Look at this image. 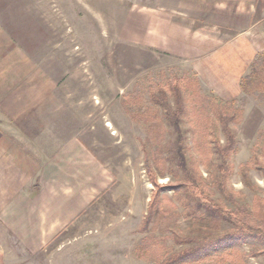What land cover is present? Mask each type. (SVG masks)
Here are the masks:
<instances>
[{"label":"rangeland","instance_id":"rangeland-1","mask_svg":"<svg viewBox=\"0 0 264 264\" xmlns=\"http://www.w3.org/2000/svg\"><path fill=\"white\" fill-rule=\"evenodd\" d=\"M0 14L12 15L5 28L35 48L25 55L51 84L52 144L83 148L67 161L69 174L76 163V179L53 181L52 193H76L86 204L66 226L41 232L40 244L3 245L0 264H264V100L241 88L224 100L205 81L212 47L234 43L264 15V0H0ZM175 28L189 37L173 40ZM188 40L210 47L188 51ZM255 83L264 99V69ZM35 91L43 94V86ZM233 100L240 105H226ZM178 102L188 177L177 167V134L166 118ZM231 116L239 132L228 123L234 145L225 161L217 150L227 143L222 119ZM151 177L164 188L156 209L149 207ZM190 179L204 204L241 207L248 217L256 212L255 223L244 217L261 239L241 238L169 263L192 245L180 239L209 240L228 228L196 230L185 193Z\"/></svg>","mask_w":264,"mask_h":264},{"label":"crops","instance_id":"crops-1","mask_svg":"<svg viewBox=\"0 0 264 264\" xmlns=\"http://www.w3.org/2000/svg\"><path fill=\"white\" fill-rule=\"evenodd\" d=\"M11 16L0 14V259L4 258L3 245L40 244L45 230L66 226L86 205L76 193L67 197L59 188L52 193L53 181L59 185L76 179V163L69 174L67 161L83 153V148L75 141L56 147L52 144L47 133L53 131L49 129L53 114L46 111L52 87L37 74L35 60L25 55L35 48H25L19 33L5 28V22H14ZM170 34L179 41L188 36L176 28ZM241 35L244 38L238 39ZM190 42L183 43L188 51L210 47L206 41L197 47ZM211 51L212 57L205 64V81L209 80L218 97L232 100L240 95V80L254 56L264 51V15L239 32L234 43L214 46ZM38 85L44 91L37 97ZM44 136L50 141L49 147Z\"/></svg>","mask_w":264,"mask_h":264},{"label":"trees","instance_id":"trees-1","mask_svg":"<svg viewBox=\"0 0 264 264\" xmlns=\"http://www.w3.org/2000/svg\"><path fill=\"white\" fill-rule=\"evenodd\" d=\"M264 69V52L257 54L254 56L251 64L249 65V73L244 75L240 80V88L242 92H247L256 97L259 100H264L261 94L258 92V90L255 87L256 82V76L258 72H261ZM181 82V81H180ZM179 83V82H178ZM184 82H182L183 84ZM181 85V84H180ZM240 105V103L236 100L227 102L226 105L233 106V105ZM182 111V107L180 102L177 103V110L174 112L169 113L166 118L169 120L171 125L173 126L174 132L177 134V141H175L172 144V151L175 155V161L177 163V167L182 171L185 177H188L189 170L187 168V163L184 158V150H183V139H182V132L179 125V120L177 117L179 116V113ZM233 123L235 126V133L237 134L239 132V124L233 122L232 116L229 118L222 119V128L225 130V134L227 135V143L224 147H218V154L222 155L224 157L225 161L229 155V153L232 150V147L234 145L233 136L231 135L229 129H228V123ZM235 145L237 146V149L241 148V144L238 142H235ZM222 161V163L219 165L218 169L220 172H224L226 169V162ZM146 171L150 173V167L146 163ZM188 180V179H187ZM151 184L153 185L155 189V193L153 194L152 202L149 205L150 209H156L157 205V196L158 194L164 189L162 186H159L157 184V181L155 177L150 178ZM187 199L186 201L192 203L193 209H191V221L193 226H195L196 230L203 231V232H219L220 227L222 225H227L228 228L226 232L222 234H217L215 236H212V239L207 240H199L198 238H185L183 240L180 239V243H186V244H192L188 249L174 255L171 259H169V263H176L183 261L185 259H190L189 257L193 258H199L202 256V254L208 253L210 249H212L215 246L219 245H225L227 243H239V239H254L258 240L261 239L260 236L254 235L251 233V227H247V221L251 219L252 223H255V217L258 218L256 212H253L254 216L250 215L248 217L247 212L243 208H238L234 211L232 210H223L222 207L215 206L212 203H205L200 201L199 199H196V194L194 192L195 188L193 187L194 179H190L187 181ZM191 183V184H190ZM243 184L246 185V182L243 181ZM254 201L258 202L257 197H254ZM261 204V203H259ZM203 212V214H200V212ZM156 211V210H155ZM159 211L157 210L156 213ZM241 217L239 218V216ZM244 215L249 218L248 220L245 219ZM149 221V219H148ZM249 235L243 236V233H247ZM244 237V238H243Z\"/></svg>","mask_w":264,"mask_h":264},{"label":"bare ground","instance_id":"bare-ground-1","mask_svg":"<svg viewBox=\"0 0 264 264\" xmlns=\"http://www.w3.org/2000/svg\"><path fill=\"white\" fill-rule=\"evenodd\" d=\"M108 126V125H107Z\"/></svg>","mask_w":264,"mask_h":264}]
</instances>
